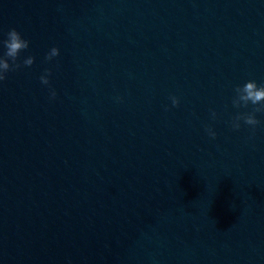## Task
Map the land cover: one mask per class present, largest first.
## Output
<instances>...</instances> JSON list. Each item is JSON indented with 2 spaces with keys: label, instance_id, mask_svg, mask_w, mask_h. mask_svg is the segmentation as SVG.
<instances>
[{
  "label": "clouds",
  "instance_id": "obj_1",
  "mask_svg": "<svg viewBox=\"0 0 264 264\" xmlns=\"http://www.w3.org/2000/svg\"><path fill=\"white\" fill-rule=\"evenodd\" d=\"M0 46L4 51L0 54V84L7 80L10 72L18 71L21 68L31 67L35 63V57L27 55L21 59V53L25 52L30 42L23 38L22 34L15 28H11L6 33V38L0 40ZM60 55L58 47H52L44 56V62L50 63L55 57ZM52 76V69L45 68L43 73L39 76L41 85L46 86L49 92V99L54 101L57 98V92L52 87L50 77ZM234 96L232 98V106L236 109H248L251 105L250 111H238L231 120V127L234 131H239L243 125L249 126L253 132L256 127L261 124L257 118V114H264V84L258 85L255 80H247L242 85H237L234 88ZM117 103H122V97L114 98ZM171 107H179L180 99L177 96H170ZM169 107L165 106V111ZM217 113L211 110V117L215 119ZM242 122V123H241ZM205 131L210 139H216L217 133L213 130L211 125L205 127ZM234 206V205H233Z\"/></svg>",
  "mask_w": 264,
  "mask_h": 264
}]
</instances>
